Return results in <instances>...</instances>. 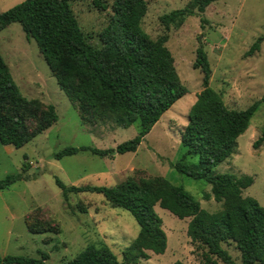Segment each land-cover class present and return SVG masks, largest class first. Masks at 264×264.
I'll return each mask as SVG.
<instances>
[{"label": "rangeland", "instance_id": "1", "mask_svg": "<svg viewBox=\"0 0 264 264\" xmlns=\"http://www.w3.org/2000/svg\"><path fill=\"white\" fill-rule=\"evenodd\" d=\"M21 1L0 0V13ZM109 1L105 10H97L90 0L70 3L79 28L93 45H98L97 33L110 14ZM145 1L141 27L151 39L166 35L164 45L185 92L161 113L133 152L117 153L113 149L135 135L136 123L121 126L113 118L81 119L57 86L35 41L27 39L16 22L0 30V55L21 95L52 105L57 115L55 122L21 147L0 144V178L13 172H22L27 178L0 189V256L39 258L43 253L44 264H61L88 244H103L121 261V251L138 229L132 216L120 208L109 207L100 193L67 192L64 200L55 178L65 186H108L127 177L161 176L181 186L200 208L208 212L219 209L220 203L212 197L203 198L209 192L208 183L178 172L173 166L177 161L189 166L198 163L195 155L182 157L184 148L179 140L187 112L201 89L202 74L191 64L196 47L201 45L210 68L208 86L220 94L228 108L242 110L260 99L264 94V0H215L200 15L193 0ZM183 7L194 13L183 16L180 22L170 23L165 30L158 17ZM257 37H261L258 50L245 56ZM263 128L264 102L261 101L244 132L237 136L234 152L212 167V172L250 175L252 182L241 194L254 198L264 209V140L255 148L252 146ZM66 146L111 151L102 156L89 150H77L59 158L53 156ZM24 162L27 168L23 171ZM153 209L161 219L166 247L160 254L147 251L148 258L137 264L175 261L209 264L205 247L186 235L188 217L179 219L157 204ZM29 211L48 220L56 232L27 231L24 217ZM221 247L234 264L239 263V252L233 242H222ZM209 259L214 264H224L213 255Z\"/></svg>", "mask_w": 264, "mask_h": 264}, {"label": "trees", "instance_id": "2", "mask_svg": "<svg viewBox=\"0 0 264 264\" xmlns=\"http://www.w3.org/2000/svg\"><path fill=\"white\" fill-rule=\"evenodd\" d=\"M73 1L22 0L0 13V30L16 22L25 37L35 41L57 86L81 119L113 118L121 126L136 123L135 135L113 149L117 153L133 152L161 113L185 92L164 45L166 35L151 39L143 31L140 22L146 11L145 0H110L107 22L97 33L98 45H93L76 22L70 8ZM213 1L193 0L196 13L202 14ZM90 2L97 10L107 8V0ZM193 13L183 7L161 14L158 20L167 30L170 23L180 22L183 16ZM260 40L257 37L244 55L258 50ZM194 53L191 66L202 74L201 89L187 112L179 140L184 148L182 157L195 155L198 163L189 166L177 161L173 166L178 172L208 183L209 192L203 198L212 197L220 203L219 209L208 212L200 208L181 186L161 176L127 177L108 186H65L55 178L64 200L67 192L100 193L109 207L127 211L138 227L135 237L121 251V261L106 245L88 244L61 264H137L148 258L147 251L162 253L166 236L153 209L155 204L179 219L189 218L186 235L205 247L209 264H214L209 259L211 255L224 264H234L221 247L227 241L233 242L239 252L238 264H264V209L254 198L241 194L252 177L212 172V167L234 152L237 136L246 129L258 103L264 102V94L242 110L228 108L220 94L208 86L210 68L202 46L198 45ZM56 119L52 105L21 95L0 55V144L19 148ZM263 140L264 128L253 141V148ZM77 150H89L100 156L111 151L66 146L53 156L59 158ZM22 166L24 171L27 163ZM21 179H27L22 172L8 173L0 178V189ZM24 224L31 233L57 230L33 211L25 214ZM45 258L43 253L39 258L2 255L0 264H44Z\"/></svg>", "mask_w": 264, "mask_h": 264}]
</instances>
